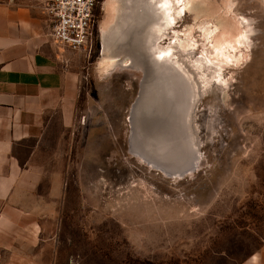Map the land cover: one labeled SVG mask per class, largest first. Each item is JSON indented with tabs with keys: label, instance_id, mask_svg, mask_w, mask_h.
<instances>
[{
	"label": "rangeland",
	"instance_id": "obj_1",
	"mask_svg": "<svg viewBox=\"0 0 264 264\" xmlns=\"http://www.w3.org/2000/svg\"><path fill=\"white\" fill-rule=\"evenodd\" d=\"M0 1L44 11L49 0ZM107 1L98 3L86 51L61 45L78 89L59 159L44 163L39 219L49 264L244 262L264 249V0H190L193 12L179 20L183 39L193 35L199 45L206 21L221 38L240 29L243 17L255 30L243 60L225 75L229 86L198 98L191 124L199 159L182 177H168L132 150L133 111L149 91L151 70L164 61L150 55L151 69L146 49L107 52L101 34L112 18ZM114 56L134 62L107 70L103 60Z\"/></svg>",
	"mask_w": 264,
	"mask_h": 264
},
{
	"label": "crops",
	"instance_id": "obj_2",
	"mask_svg": "<svg viewBox=\"0 0 264 264\" xmlns=\"http://www.w3.org/2000/svg\"><path fill=\"white\" fill-rule=\"evenodd\" d=\"M50 33L45 11L0 1V264L50 263L39 219L44 163L59 159L78 89ZM240 264H264V249Z\"/></svg>",
	"mask_w": 264,
	"mask_h": 264
},
{
	"label": "bare ground",
	"instance_id": "obj_3",
	"mask_svg": "<svg viewBox=\"0 0 264 264\" xmlns=\"http://www.w3.org/2000/svg\"><path fill=\"white\" fill-rule=\"evenodd\" d=\"M190 4V0H108L105 7L112 18L101 27L107 52L118 46L146 49V67L151 69L150 55L164 61L157 65V73L151 70L149 91L133 111L132 150L168 177H182L198 162L192 150L197 137L191 124L198 98L221 83L229 86L225 75L243 60L255 31L243 17L240 29L221 38L219 27L206 21L200 26L201 46L193 35L183 39L186 33L177 28L179 20L193 12ZM171 33L174 42L165 46ZM131 61L118 56L103 60L107 70ZM166 62L176 66V73Z\"/></svg>",
	"mask_w": 264,
	"mask_h": 264
},
{
	"label": "built area",
	"instance_id": "obj_4",
	"mask_svg": "<svg viewBox=\"0 0 264 264\" xmlns=\"http://www.w3.org/2000/svg\"><path fill=\"white\" fill-rule=\"evenodd\" d=\"M100 0H49L45 13L52 40L74 52L86 51L94 36Z\"/></svg>",
	"mask_w": 264,
	"mask_h": 264
},
{
	"label": "water",
	"instance_id": "obj_5",
	"mask_svg": "<svg viewBox=\"0 0 264 264\" xmlns=\"http://www.w3.org/2000/svg\"><path fill=\"white\" fill-rule=\"evenodd\" d=\"M145 73V76H146V72H144ZM136 108V107H135Z\"/></svg>",
	"mask_w": 264,
	"mask_h": 264
}]
</instances>
